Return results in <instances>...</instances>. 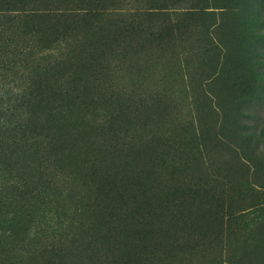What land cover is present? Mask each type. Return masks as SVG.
<instances>
[{
	"label": "rangeland",
	"instance_id": "obj_1",
	"mask_svg": "<svg viewBox=\"0 0 264 264\" xmlns=\"http://www.w3.org/2000/svg\"><path fill=\"white\" fill-rule=\"evenodd\" d=\"M10 2L71 18L4 20L56 110L0 264H264V0Z\"/></svg>",
	"mask_w": 264,
	"mask_h": 264
},
{
	"label": "trees",
	"instance_id": "obj_2",
	"mask_svg": "<svg viewBox=\"0 0 264 264\" xmlns=\"http://www.w3.org/2000/svg\"><path fill=\"white\" fill-rule=\"evenodd\" d=\"M16 4L10 0H0V232H7L10 236L24 234V231L21 228L18 231L11 228L2 231L1 226H8L13 221V217L7 220V216L13 212L7 210L13 208L16 209L15 212L23 214L24 207L17 206L18 202L30 206L31 203H43L42 200L47 197L41 186L34 188L36 178L30 173L40 174L39 171L49 168V158L46 157L48 136L42 134V131L49 127L48 120H52L56 109L52 110L44 104L46 90L42 91V88L46 84L40 76L47 67L40 66L41 59L37 61L30 48L18 47L22 37L30 36L35 39L41 32L34 30L28 33L19 29L15 31V28L11 31L4 24V20H8L6 23L14 20V12L17 19H57L64 25L71 18L65 10H31L27 13L25 10L8 8ZM22 64L27 65L23 70L28 72V78L26 77L23 84L20 82L19 86L7 75ZM19 79L22 80V75ZM10 84L13 85L10 87ZM24 210L27 211V208ZM8 246L14 250L13 246ZM2 247L4 245L0 247V254L8 258V249Z\"/></svg>",
	"mask_w": 264,
	"mask_h": 264
}]
</instances>
